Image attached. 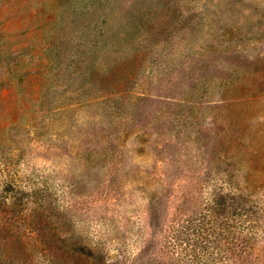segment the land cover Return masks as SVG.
<instances>
[{
  "label": "rangeland",
  "instance_id": "rangeland-1",
  "mask_svg": "<svg viewBox=\"0 0 264 264\" xmlns=\"http://www.w3.org/2000/svg\"><path fill=\"white\" fill-rule=\"evenodd\" d=\"M244 120L263 151L264 0H0V194L103 264H264Z\"/></svg>",
  "mask_w": 264,
  "mask_h": 264
},
{
  "label": "trees",
  "instance_id": "trees-1",
  "mask_svg": "<svg viewBox=\"0 0 264 264\" xmlns=\"http://www.w3.org/2000/svg\"><path fill=\"white\" fill-rule=\"evenodd\" d=\"M261 131L262 128L250 126L245 120L230 124L225 132H221L223 135L212 153L214 156L219 154L223 164L233 160L231 156L234 151L248 154L249 162L239 170H243L245 176L258 172L264 162V150H252V141ZM4 192L10 193L9 190ZM217 192L214 203L218 207L222 203H219V197L224 190L218 189ZM5 197L0 194V264H35V256L39 253L43 258L42 264H103L102 251L88 247L80 238L66 233L59 219L54 218L53 211L42 201L31 199L25 203L22 197L14 196L8 204L3 199Z\"/></svg>",
  "mask_w": 264,
  "mask_h": 264
}]
</instances>
